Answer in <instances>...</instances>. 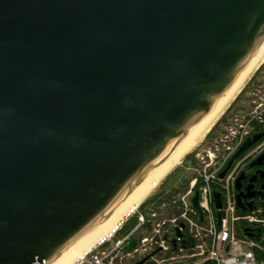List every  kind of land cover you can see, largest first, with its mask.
Returning <instances> with one entry per match:
<instances>
[{
    "label": "water",
    "instance_id": "obj_1",
    "mask_svg": "<svg viewBox=\"0 0 264 264\" xmlns=\"http://www.w3.org/2000/svg\"><path fill=\"white\" fill-rule=\"evenodd\" d=\"M263 44L264 0H0V264H50L107 221Z\"/></svg>",
    "mask_w": 264,
    "mask_h": 264
},
{
    "label": "built area",
    "instance_id": "obj_2",
    "mask_svg": "<svg viewBox=\"0 0 264 264\" xmlns=\"http://www.w3.org/2000/svg\"><path fill=\"white\" fill-rule=\"evenodd\" d=\"M255 109L243 117L240 112V119L229 120L222 133L202 140L188 154L192 157L187 172L192 174L185 190L166 191L156 202L140 211L138 207L133 214L136 224L126 237L113 241L110 236L78 264H124L146 257L144 264H264L258 261L264 255V209L255 206L242 211L236 207L234 184L241 162L227 168L236 150L254 133V123L264 124V103ZM195 192L199 211L191 203ZM214 193L219 194L220 209H216ZM131 239L137 245L130 247Z\"/></svg>",
    "mask_w": 264,
    "mask_h": 264
},
{
    "label": "bare ground",
    "instance_id": "obj_3",
    "mask_svg": "<svg viewBox=\"0 0 264 264\" xmlns=\"http://www.w3.org/2000/svg\"><path fill=\"white\" fill-rule=\"evenodd\" d=\"M263 62L264 44L260 50L252 56L248 65L243 68L234 83L225 91L220 101L206 114V117L193 134L184 143L180 144L176 151H174L168 159L163 161L141 183V185L130 195L114 215L77 242L74 246L56 256L50 264H78L81 260L80 258H83L85 254L90 253L91 250L98 246L102 241L109 238L124 220L138 207V205L149 196L152 189H154L160 180L167 176L179 164V162L184 159L187 154L191 153L204 139L203 137L210 131L219 116Z\"/></svg>",
    "mask_w": 264,
    "mask_h": 264
},
{
    "label": "rangeland",
    "instance_id": "obj_4",
    "mask_svg": "<svg viewBox=\"0 0 264 264\" xmlns=\"http://www.w3.org/2000/svg\"><path fill=\"white\" fill-rule=\"evenodd\" d=\"M261 103H264V62L246 81V83L241 88L240 92L236 95V97L230 102V104L226 107L223 113L219 116V118L216 120L214 125L211 127L210 131L203 137L204 138L203 140H205L207 137L213 138L215 136H218L219 133L223 132V128L226 126L229 120L230 122H233V120H235L234 119L235 116L240 119L241 118L240 112L243 117L247 114L252 113L253 111H256L255 106ZM190 157H192V155L187 154L186 157L182 159L179 162V164L173 169V171L167 175L168 177L166 176L164 177L165 179L163 178L162 180H160V182L154 187V189H152L150 194L159 193L158 188H160L163 181H165L164 183L165 185L163 184V186L165 187L166 191H169L173 186L180 187L181 185L188 184V182L190 181L189 178L191 177L192 174L191 171H189L190 173L186 171L188 170V168H190V163H191ZM196 163L197 162L194 160L195 165ZM141 203L138 205V207L141 205ZM137 208L128 217L132 216L134 212L137 210ZM261 208L264 209V206H262ZM135 224H136L135 218H132L131 220L127 221L126 224L123 226L122 231L119 232L118 230L119 228H118L111 235L112 239L114 237H116V239H122L126 237ZM248 232L250 234V230ZM116 233L118 234L117 236H115ZM101 244L96 246V248H94L93 251H95ZM134 245H137V241L131 239L130 247H133ZM123 251L124 253L127 252L125 248L123 249ZM138 262L139 261L137 260V258H135L133 261H124V264H137Z\"/></svg>",
    "mask_w": 264,
    "mask_h": 264
},
{
    "label": "flooded vegetation",
    "instance_id": "obj_5",
    "mask_svg": "<svg viewBox=\"0 0 264 264\" xmlns=\"http://www.w3.org/2000/svg\"><path fill=\"white\" fill-rule=\"evenodd\" d=\"M256 134H263V137L232 163L234 165L237 162H241L242 168L240 169L239 176L242 175L244 177V180L241 181L242 186L246 187L249 185V180L253 179L250 192L254 195H257V193L260 194V196L257 195L256 198L245 202L250 203L252 208L258 204L264 205V166L250 168V165L264 153L263 123H254V133L245 140H250Z\"/></svg>",
    "mask_w": 264,
    "mask_h": 264
},
{
    "label": "trees",
    "instance_id": "obj_6",
    "mask_svg": "<svg viewBox=\"0 0 264 264\" xmlns=\"http://www.w3.org/2000/svg\"><path fill=\"white\" fill-rule=\"evenodd\" d=\"M167 177H168V176H167ZM189 179H190V178H189ZM164 183H165V181L162 182V185H161L160 188H159V193H156V194H154V195H153V193L150 194V195H149V196H148V197H147V198L141 203V205H140L139 208H138V211H140L141 209H143V207H144L145 205H148V204L154 203L158 198H160V197L166 192L165 187L163 186ZM188 183H189V182H188ZM164 185H165V184H164ZM187 185H188V184L181 185L180 187H178V188H176V189H172V188H171V190H174L172 194L179 192V190H185V189L187 188ZM257 206L262 207V206H264V205H263V204H258ZM135 217H136V216L133 215L131 218H129L128 220H126L125 223L122 224L121 227L118 229L119 232L122 231L123 226L126 224L127 221H129V220H131L132 218H135ZM117 235H118V234L116 233L115 236H117ZM115 240H118V239H116V237H114V238H113V241H115ZM263 246H264V245H263ZM259 254H263V253H262L261 251H259ZM258 261H259V262H264V255H261V257L259 258Z\"/></svg>",
    "mask_w": 264,
    "mask_h": 264
},
{
    "label": "crops",
    "instance_id": "obj_7",
    "mask_svg": "<svg viewBox=\"0 0 264 264\" xmlns=\"http://www.w3.org/2000/svg\"><path fill=\"white\" fill-rule=\"evenodd\" d=\"M124 223H125V222H124ZM124 223H123V224H124Z\"/></svg>",
    "mask_w": 264,
    "mask_h": 264
}]
</instances>
